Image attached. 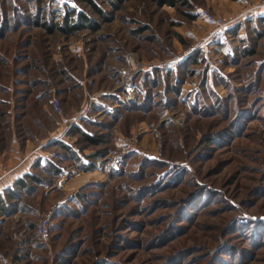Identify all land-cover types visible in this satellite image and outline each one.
I'll use <instances>...</instances> for the list:
<instances>
[{
  "label": "rangeland",
  "instance_id": "obj_1",
  "mask_svg": "<svg viewBox=\"0 0 264 264\" xmlns=\"http://www.w3.org/2000/svg\"><path fill=\"white\" fill-rule=\"evenodd\" d=\"M66 1L56 15L0 0V114L32 138L54 129L42 183L0 224V264H264V15L244 0H93L101 15ZM69 11L96 28L56 30ZM79 113L104 143L63 130Z\"/></svg>",
  "mask_w": 264,
  "mask_h": 264
},
{
  "label": "crops",
  "instance_id": "obj_2",
  "mask_svg": "<svg viewBox=\"0 0 264 264\" xmlns=\"http://www.w3.org/2000/svg\"><path fill=\"white\" fill-rule=\"evenodd\" d=\"M242 1V0H241ZM256 3H251L249 0H244L243 4L247 5L244 9L247 16L264 15V0H257ZM227 32L221 34L224 37ZM222 37V38H223ZM20 89V88H18ZM76 112V111H75ZM105 112H107L105 110ZM83 113H79L75 118H69L66 122H62L63 130L65 126L72 124H80ZM2 124V125H1ZM21 121L19 119L2 118L0 114V193H3L10 187H13L15 182L23 177L27 173H32L37 161L43 162L46 160L48 152L42 150L44 145H47L53 141L54 129L46 132V134L40 138H32L30 135H23L20 129ZM3 125L9 126L8 131H4ZM69 136L64 134L62 139L70 142ZM84 159V158H83ZM85 164L88 163L85 159ZM75 175L79 170H75ZM90 178V174H79L73 182H68L70 186L81 185L87 182ZM5 217H0V220Z\"/></svg>",
  "mask_w": 264,
  "mask_h": 264
},
{
  "label": "trees",
  "instance_id": "obj_3",
  "mask_svg": "<svg viewBox=\"0 0 264 264\" xmlns=\"http://www.w3.org/2000/svg\"><path fill=\"white\" fill-rule=\"evenodd\" d=\"M78 3L79 2H84L86 4H88L94 12H96L97 14L101 15L102 14V10L97 6V4L93 1V0H76ZM164 3H169L170 5H176V0H162ZM75 13L74 12H67V14L65 15V21L63 22V24H58L55 26L56 30L62 31V32H71V30L73 29H82V28H96L95 25H92L91 21H89V19L85 16V15H81L84 16L83 17V21H81L82 18H80V20L76 19L73 17ZM42 25L44 26V28H46L48 31L52 32L53 29L52 27L50 28L48 23L45 22H36V25ZM0 62L2 65L6 64V59L2 60L0 59ZM2 71V70H0ZM5 73V71H3ZM19 73H21V71H19ZM3 75V73H1ZM30 94V92L28 93ZM27 98V97H26ZM100 124V123H99ZM101 125V124H100ZM104 125V124H103ZM106 126V125H105ZM72 131L79 134L80 136V141H84L86 142L88 145L91 146H97L100 145L102 143H104V141L106 140V135L105 134H95L92 132L87 131L85 128L77 125V124H72L71 127ZM60 146L69 150L71 147L65 143V142H59ZM101 153H95L94 155H100ZM83 159V158H82ZM79 167L82 170L85 171H89L91 170L94 165L92 164V161H88L87 164H85L84 162H80L79 161ZM52 171L59 175L61 173L60 168H57L55 166H52ZM42 180L33 173H27L25 174L23 177L19 178L13 187L8 188L7 190H5L3 193H0V217H5L8 218L11 215H13L16 210L18 209V202H20V192L23 191H28L32 188V184H41ZM3 220L0 221V224H3Z\"/></svg>",
  "mask_w": 264,
  "mask_h": 264
},
{
  "label": "built area",
  "instance_id": "obj_4",
  "mask_svg": "<svg viewBox=\"0 0 264 264\" xmlns=\"http://www.w3.org/2000/svg\"><path fill=\"white\" fill-rule=\"evenodd\" d=\"M53 6L56 11V15H63L65 13V8L67 2L66 0H52ZM198 13L202 15L206 20L216 25L217 29H221L225 26V21L223 18L215 16L211 14L208 10L205 8L199 7ZM121 157L114 156L109 161L104 162V167L107 169H119L121 163H120ZM50 220L49 219H43L38 226V230L42 236H48L50 234Z\"/></svg>",
  "mask_w": 264,
  "mask_h": 264
}]
</instances>
